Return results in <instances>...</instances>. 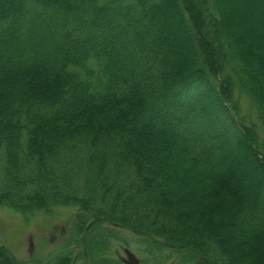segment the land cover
Listing matches in <instances>:
<instances>
[{
    "label": "trees",
    "instance_id": "trees-1",
    "mask_svg": "<svg viewBox=\"0 0 264 264\" xmlns=\"http://www.w3.org/2000/svg\"><path fill=\"white\" fill-rule=\"evenodd\" d=\"M233 5L251 27L235 19L244 26L230 34L221 14ZM258 21L264 0H0L8 204L82 202L71 251L41 264L78 248L87 264H117L108 250L120 230L161 252L151 264L261 263L264 142L229 105L237 77L264 122L263 81L246 57L258 47L264 61ZM202 83L235 134L217 128ZM0 264L22 263L3 246Z\"/></svg>",
    "mask_w": 264,
    "mask_h": 264
},
{
    "label": "rangeland",
    "instance_id": "rangeland-1",
    "mask_svg": "<svg viewBox=\"0 0 264 264\" xmlns=\"http://www.w3.org/2000/svg\"><path fill=\"white\" fill-rule=\"evenodd\" d=\"M234 8L235 7L233 5V9H231L232 12L231 16H223L221 14V17L223 18L222 24L224 30L226 32H229L230 34H232L231 32H233L234 29L243 28L244 26L242 24H239L237 21H235L236 23L233 22L235 19L242 21L244 24L248 25L246 26L247 27L246 29H248V27H251L250 21H248V19L246 18L247 16L242 15L240 13V9L234 11ZM178 15L179 14H177V16ZM204 15L205 14L203 13L202 16ZM257 25L259 26V31L262 30L261 32H263L264 22L258 21ZM253 32L256 33L255 31ZM183 34L184 33L182 31V35ZM243 34L245 33L242 32L241 36H237L238 34L235 33L236 36L232 35L234 37L233 38L231 37V40L235 42L234 44L238 48L243 43L242 41L243 39L244 40L246 39L247 42H249L250 40V38L243 37L244 36ZM188 35L191 38V40L192 38L194 39L193 33H190ZM252 38L253 37L251 36V39ZM190 44H191L190 47H191V51L193 52V56H196L197 47L194 41L192 40ZM200 45H202V43ZM187 47L188 45L184 44V48L187 49ZM253 49L257 50L256 53L252 54L253 53L252 51L246 56L248 57L249 55H251L250 60H252V62H249L250 65L249 73H252L253 76L257 78V80L258 79L260 80V82L263 81L260 84L264 85V61L262 60V58H260L259 53H257V52H261V49H259L258 47H254ZM243 53H245V51ZM227 54H228L226 57L227 60H232L233 56L229 49L227 50ZM242 54H239L241 60L246 59V57H244ZM205 59L207 61L210 60L206 56ZM227 74L229 73L227 72ZM231 75L234 76V74ZM217 76L215 75V77ZM209 79L212 80L211 77H209ZM234 80L236 81L235 82L236 86L233 92L234 99L233 98L232 99L234 101L235 107L233 105V102L229 103V105L233 106V111H234L233 113L236 119L241 120L246 125H249V127L254 126L255 128L254 130L255 133L257 134V138L259 139V141L264 142V122L260 114V111L258 109V104L254 100L249 98L248 96L249 94L247 95V93H244L243 91L240 90L237 77L234 78ZM216 84L218 85L219 94H221L220 79L219 81H217ZM203 86H205V90L207 91V95H208V100H209L208 106L210 108L209 110L213 112L212 113L213 116L218 121L217 128L222 130L226 129L225 131L235 134L237 132V129L231 125V122L228 119V115L220 109L219 106L220 102L217 93L214 92L212 89H210L206 83L203 84ZM97 118H101V117L98 115ZM236 147L238 149H241V146L237 145ZM4 159H5L4 147L1 146L0 147V247L3 246L6 247L22 264H41L44 260H51V261H54V259L56 260L58 255L62 252L63 248L68 249V245L70 241L66 242V240H68V238L71 237V232L73 231L74 228V227L72 228V225L75 224L76 222V213L79 212L80 210L79 206L81 207L82 202L76 199H71L70 201L66 202L65 200L61 199V200L46 201V205L30 204L31 205L30 207L29 206L16 207L9 205L8 203H10V199L7 198L6 195L7 192H9V190L6 191L5 188L7 182L5 177ZM80 180H84V177H82V179ZM29 186L31 187L32 191H34L33 189L35 187L32 185ZM12 187L14 188L13 184ZM7 188L9 189L10 186L8 185ZM80 195L81 194L79 193L78 196L76 197L77 198L81 197ZM107 227L111 228L112 230L115 228L114 224L113 225L109 224ZM118 234L121 237L122 236L124 237L123 241L114 242L112 247L108 250L109 257L114 262L118 261L119 263L117 262V264H127L125 262V260L128 259L126 250L131 251V253H134L137 256L138 259L137 264H151L156 261L154 258L160 255L161 253L159 251H156V249H154V251L153 250L148 251V248L146 249L145 243L141 244V241L139 240L137 235L133 234L131 231L125 230L124 232L120 230ZM262 245L264 246V239L262 241ZM64 251L66 252L67 250ZM178 258L179 257L176 254V257H174V263H177ZM263 259H264V253H263ZM263 259L260 264H264ZM88 260L89 259H87L85 254V248H82V250H79L78 248V252H75L73 256H70V258H65L64 263L87 264Z\"/></svg>",
    "mask_w": 264,
    "mask_h": 264
},
{
    "label": "water",
    "instance_id": "water-1",
    "mask_svg": "<svg viewBox=\"0 0 264 264\" xmlns=\"http://www.w3.org/2000/svg\"><path fill=\"white\" fill-rule=\"evenodd\" d=\"M126 254L128 256V259H124L127 264H137L138 259L137 256L134 253H131V251L126 250Z\"/></svg>",
    "mask_w": 264,
    "mask_h": 264
}]
</instances>
